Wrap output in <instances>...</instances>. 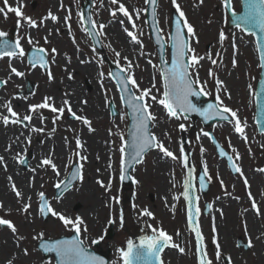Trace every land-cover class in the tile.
<instances>
[{"label":"rangeland","instance_id":"1","mask_svg":"<svg viewBox=\"0 0 264 264\" xmlns=\"http://www.w3.org/2000/svg\"><path fill=\"white\" fill-rule=\"evenodd\" d=\"M83 2L84 0H7L8 6L22 5L23 15L35 20L36 27H30L26 21L16 17L15 13H7V16L0 13V32L6 33L14 41L19 39L21 47L25 50L23 57L17 55L0 58V81H7L0 87V117L9 116L10 120L13 119L7 111L8 104L19 117L32 116L31 121L21 120L18 124L10 122L5 125L0 119V146L3 147L0 153L4 152L5 146L8 150L15 147V143L18 145V148H15L20 152L25 150L23 155L15 159V156H11V166L16 170L15 179L18 181H9L6 191L16 195L12 190L14 184L22 195L16 197L12 203L8 200L6 205V200L0 199V204L8 209L5 212L0 208V218L11 221L16 228V232H12L7 226H0V264H53L54 258H45L36 248V242L43 237L56 238L74 232L70 227L65 228L58 217L50 215L45 221L41 218L38 211L40 193L48 197L53 210L66 217L75 219L79 216L84 220L87 232L82 231L80 237L86 246L92 247V241L103 236L98 244L103 250H111L109 264H123L118 249H125L133 233L138 236L146 230L148 235H152V229L148 225L162 228L172 236L173 243L184 248L182 253L178 248L169 249L164 254H170L171 260H167L165 255L164 264H197L194 234L186 223L185 204L181 196L185 178L182 161L183 152L186 150L184 141L187 131L195 172L201 168L203 161V168L207 169L209 182L212 184L208 196L204 197L198 193L201 214L199 225L212 264H264V247L260 243L264 244V171H260L264 169V137L258 133L253 116V94L260 73L254 37L240 28L233 30L228 25L223 0H177L180 10L185 14L183 18L179 16L172 0H158L157 25L164 41L168 42L173 12L181 18L182 24L186 19L192 25L194 36L188 34L186 28L184 34L195 54L203 57L198 65L190 68L192 79L198 77L200 81L195 87L206 95L205 100L213 99L217 102L219 96L224 106L237 113L244 129L241 135L235 131V120L230 113H227L231 117L230 121L204 126L200 120L190 119L184 114L180 119L170 118L163 105L157 102L162 97L163 83L157 50L145 21L146 0H118L117 4H113L111 0H92L91 16L100 36L101 52L92 45L86 28L80 22ZM119 4H123L128 10L131 21L118 11ZM3 6V0H0V7ZM114 11L115 16L112 15ZM49 12L57 17L55 21L49 17ZM66 17L68 19H65ZM100 25H104L103 29H100ZM112 27L116 29L124 45H120V40L117 41ZM11 29L16 32L14 36L8 32ZM125 29L133 32L140 43L133 41ZM221 32L225 36L223 41L220 40ZM231 33L235 34L234 41ZM29 37L31 44L28 42ZM250 44L253 47H250ZM29 47L46 50L48 72L30 67L26 63V51ZM52 49H55V52ZM117 52L120 57L116 56ZM165 53L168 58V47ZM188 55L190 57L191 53ZM124 57H127V60ZM212 60L217 63L213 64ZM108 62L120 68H127V63L130 62L131 68L125 75L131 74L137 81L139 89L130 84L136 95L140 94V90L151 89V95L157 97V101L145 97L150 105L149 111L156 117L151 123L152 135L177 157L174 160L165 157L156 148L151 150L143 161L131 170L129 175L133 183L128 185L120 182L119 165L122 137L124 144L128 118L126 109L120 102L118 88L110 79ZM9 65L24 75H15ZM85 68H89L90 72H82ZM129 70L132 72L129 73ZM228 77L233 81L232 95L224 85ZM217 80L222 84L218 86ZM27 81L35 84L32 92L27 93L25 90ZM46 95L53 99L48 100L53 107H65L64 114L55 122L54 117L60 114L52 112L50 108L30 111V106L42 104L48 97ZM65 100L77 116L85 117L88 121V113L99 115L95 116L92 122L89 121L90 127L81 120H71L68 118L70 115L67 106L64 105ZM85 107L88 112L83 110ZM180 124L185 125L184 129H180ZM8 128L13 132L19 131V139L15 136L13 140L12 133L6 131ZM208 130L232 156L240 172L232 174L226 162L218 158L214 146L204 135ZM84 131L92 135L96 144H105L101 149L105 162L110 163L107 166L109 173L102 176L94 174L102 160L101 153L95 154L91 150V155L88 153L85 154L88 157L83 156L86 159L78 160L80 156L77 153H80V147L83 145L80 141L81 146L77 147V134H83ZM56 146H61L62 149L60 165H56L59 175L49 165L33 167L30 161L36 148L38 156L42 155L41 149L45 153L42 155V161L52 155L56 158ZM21 158L26 159L25 166L20 162ZM157 160L166 164V178L164 173L155 168ZM74 163L82 166L83 178H78L69 190L56 196V185L65 180L64 177ZM7 165L8 162H0V172L3 171L5 175L11 171ZM29 172L36 175L35 178L30 177V181L25 180L30 175ZM110 179L111 187L106 191L98 181H103L107 186ZM170 182L172 185L168 184ZM24 184H27V187ZM252 185H255L254 188ZM33 186L34 189L30 190ZM157 186L164 187V191L158 192ZM171 193L175 196H168ZM2 194L1 192L0 195ZM166 197L171 201L169 206L165 205ZM29 198H32L30 203L27 202ZM20 200L30 205L27 212L23 211L24 204H21ZM253 203L256 208L252 207ZM205 204L211 207L208 213L203 214ZM229 206L234 208L231 219L222 217ZM144 209L150 211L153 216L140 215ZM24 218L28 219L27 227L23 226ZM110 220L112 223H109ZM225 222L228 223L230 241L225 246V251L220 250L221 258L217 259V244H221L220 238L223 236L218 229L225 225ZM111 225L114 236L105 238L107 228ZM223 228L224 226L221 229ZM252 228L255 236L250 233ZM239 238L246 242L247 250L237 244ZM6 243L15 246L21 254L11 257V252L2 248ZM7 255H11L9 260Z\"/></svg>","mask_w":264,"mask_h":264},{"label":"snow or ice","instance_id":"2","mask_svg":"<svg viewBox=\"0 0 264 264\" xmlns=\"http://www.w3.org/2000/svg\"><path fill=\"white\" fill-rule=\"evenodd\" d=\"M113 4H117L118 0H111ZM146 3H151L153 5V9H155V3L156 0H146ZM3 7H0V13L5 14L7 16V13H15L16 17L21 18L22 20L26 21L27 24L30 27H36L37 22L30 17L24 16L23 12L21 10V7H11L7 5V0H3ZM172 4L175 6L176 11L179 13V16L181 18L184 17V13L180 10V6L177 3V0H172ZM228 0H225V6L227 7ZM6 9V11H5ZM118 11L120 13H123L124 16L128 17L129 21L132 20L131 15L129 14L128 10L125 8L123 4H119ZM49 17L55 21L57 17L55 15H52L51 12H49ZM113 16L116 15V12L114 11L112 13ZM153 15H155V11L153 12ZM65 19H68L67 17ZM239 20H242L245 24H251L255 27H259V29L264 32V0H250L248 11L241 17H239ZM19 22V21H18ZM239 26V24H237ZM100 29H103L104 25L99 26ZM133 27L135 25L133 24ZM93 28H96L95 23L93 22ZM183 28L187 29L188 34H192L194 36L193 27L191 24L187 22L186 19L183 20ZM128 36L131 37V39L137 43H140L137 36L131 32L128 31V29H125ZM92 34V33H90ZM6 36V33L0 32V58H3L5 56L7 57H15L20 56L23 57L25 55V50L21 47L20 40L17 39L14 44H10L7 40L2 39ZM46 39V38H45ZM225 39L224 33H220V40L223 41ZM172 41V61L171 66L167 67L164 71L161 73L162 81H163V93L162 97L157 101V97L151 95V89H143L140 90V94L136 95L135 92L129 91L127 85L131 84L133 88L139 89V86L137 84V81L134 79V77L129 74L127 76H121L120 73H125L128 71L129 68H131V63L128 64L127 68H121L120 73H117V79L119 82L124 85V91L128 92V98H127V105L129 108L132 109L133 112V132L132 135V143H131V153H130V162L140 163L142 162L143 155L145 151L148 148H156L158 149L165 157H170L172 159H177V157L168 150L164 146V144L157 139L155 135H152L148 132V124L150 121H154L156 117L149 111L150 105L146 102L145 97H150L152 101H157L160 105H163V107L167 110V114L170 118H176L180 119L181 115L188 111H199L202 116L205 117V119L210 118L212 115L219 116L223 119H227L226 113H230L231 117L235 120V131L237 133H240L243 135L244 129L241 126V122L239 118L237 117V113L226 106L223 105V102L220 100V97L217 96V104H209L206 109L200 110L195 107L189 100L190 95H199V91H194L193 85L199 84L200 81L198 77L193 80L191 77V73L189 71L190 68H194L196 65L199 64L200 60L203 59V57H200L195 54V50L192 49L189 44L188 40L185 37V34L182 31L181 27V20L176 21V32L175 35L171 37ZM29 44L32 43L31 38L28 39ZM45 49L38 48L35 50L34 56L32 60L30 61L31 66L34 68L38 64L41 67H44L46 62L44 60V57L42 53H45ZM53 52H55V49H52ZM189 53H191V56L189 57ZM117 57H120V53H116ZM260 57L261 60L264 61V49H260ZM187 58V59H186ZM125 60H127V57H124ZM166 63V62H164ZM213 64H216V60H212ZM233 64L235 65V61H233ZM264 66V64H262ZM11 72L14 73L17 76H23L24 73L19 72L16 68L11 67ZM211 75V70L209 72ZM49 79L52 78L51 72L48 73ZM109 75H112V73H109ZM0 83H7V81H0ZM222 82L217 80V85H221ZM155 87V85H153ZM50 97H46L45 101L42 104L39 105H32L30 106V111L35 112L37 109L40 108H50L52 112L59 113L60 115H57L54 117L55 120L60 119V116H62L65 112V107L56 108L53 107L51 104L48 103V100H50ZM64 105L67 106V111L69 114L72 115L74 119L81 120L84 124L89 125L90 122L82 116H77L75 112L72 111L71 107L68 106V101H64ZM8 113H10L11 117L13 119L10 120L9 116H3L0 117L2 119L3 123L7 125L8 123L18 124L21 123V120H27L31 121L32 116L31 115H24L22 118L19 117V115L13 111L10 104L6 105ZM180 129H184L185 125L180 124ZM91 130V129H90ZM35 131H43V129H35ZM205 136L208 135V133H204ZM77 147L81 146L80 140L77 139L76 141ZM121 179H125V159L124 154L126 151V148L123 144V137H122V144H121ZM79 155V153H77ZM221 155H224L223 152H221ZM239 158V157H237ZM81 160L86 159V157H80ZM231 159V157H229ZM0 162H3V157H0ZM21 163H23V159L20 160ZM184 166L187 167V157H183ZM49 165L52 167L53 171L56 172L57 175H59V172L56 168V165L53 163L51 158H46L41 161L40 166ZM81 167L82 166H76L75 170L72 172V178L75 179L79 177L82 179L81 175ZM35 171V169H33ZM234 171L240 172V168L234 166ZM260 171H264V169H261ZM205 176H207V169H205V172L203 175L199 177L200 179V187H205ZM191 177H192V170L189 169L188 171V178L185 181V192L183 193L184 198L186 200L191 201L192 197L188 194V188L191 184ZM9 179H11L9 177ZM70 183V181H68ZM61 183H58L56 185L57 188L61 187ZM98 183L101 185V187H104L107 191L111 187V179L109 180L108 185H104L103 181H98ZM245 184H247V181L245 180ZM12 190L15 192L17 197H20L22 194L17 191L16 186L13 184ZM40 212L44 215H48L49 213L54 216L58 217L60 221L63 222V226L65 228H72L76 235L73 236L71 239H65V240H57L52 243H45L42 244L41 247L44 252H52L55 253L56 257L59 258L60 264H104L103 260H101L98 257L93 256L85 247L84 241L80 238L81 232H87V227L85 225L84 220L77 216L75 219L66 217L62 215L61 213L53 210V208L47 203L45 200L44 194L40 193ZM207 207H211V205H208ZM253 208H256L255 203L252 205ZM30 208L29 204H24L23 211L27 212ZM197 214H199V209H196ZM140 215L142 216H149L152 217L153 214L148 211L147 209H144L141 211ZM109 223H112L110 220ZM0 225H6L9 229L12 230V232H16V228L12 224L11 221L0 218ZM189 225L193 232H195L196 239H197V254H198V264H212V261L208 259L207 253L203 251L202 248V233L197 227H192V212L189 211ZM152 229V235H145L140 238L139 244L133 243L132 240L127 241V248L126 249H118V251L121 254V257L123 259V264H153V261H160V253L164 250L166 246H171L173 248H178L179 251L182 253L184 252V248L180 247L178 244L172 243V236H170L168 233H166L162 228H154L151 225H148ZM103 236L99 238V240H102ZM99 240H93L92 243H98ZM215 242V240H214ZM250 246V241H249ZM27 254V253H25ZM217 259L221 258L220 253V246L217 244V250L215 253ZM160 264H162V261H160Z\"/></svg>","mask_w":264,"mask_h":264},{"label":"water","instance_id":"3","mask_svg":"<svg viewBox=\"0 0 264 264\" xmlns=\"http://www.w3.org/2000/svg\"><path fill=\"white\" fill-rule=\"evenodd\" d=\"M231 2H232V9H233V11H236V10L239 11L238 9H240V0H231ZM156 3H157V0H156ZM156 3H155V9H156ZM249 3H250V0H242V6H243L242 9H241L242 11L240 13H237V12L236 13H232L230 11V0H228V5H227L226 8H227V11L229 12V15H230V20L229 21H230V24L231 25L240 24L244 28L245 31H247V32H253L255 34L256 41H257L258 45H262V44H264V41H263L264 40L263 39V32L259 29V27H255V26H253L251 24H245L242 20H239V17L243 16L248 11ZM88 5L89 4H87V6ZM87 6H85V7L88 8ZM155 9H153V5L151 3H148V7H147V10H146V14L145 15H146V20H147V23L149 25L151 34H152L151 36H153L154 42H155V44H156V46L158 48V51H159V56L158 57H160L161 70L164 71L167 67H170L171 66L172 53H173V49H172V46H171L172 41H170V44H169L170 45V55H169L170 56V60H169V63H164V62H166L165 61V58H164V49H165V46L164 45L165 44H164V41L162 40V38L160 37L159 32H158V26L156 25L157 24L156 23V15H153V12L155 11ZM87 17L88 16L86 14L83 17V19H84V22L87 25H89L90 22H88V18ZM178 19L179 18L175 14H173V25H172V32L170 34V38L175 35V32H176V21ZM236 28H240V27H235V26L232 27L233 30L236 29ZM182 31H183V28H182ZM249 36H253V35L252 34H249ZM2 39H5V40L8 41V39L6 37H3ZM8 42L10 44H14L13 42H10V41H8ZM34 53H35V50H30L29 51V61L32 60V58L34 56ZM43 57H44V60L46 61L45 56H43ZM261 62H262V64H264V61H261ZM45 66H46V64H45ZM110 70L112 72V77L114 78V80H116V82L118 83V85L120 87V91L122 92V95H123L122 100H123V103L128 108L127 111H129V117H130L129 130L127 132L128 133V140L126 142V154H125L126 157H124V159H125V164H124L125 172H124V175L127 178L128 177L127 174L129 172V169L132 168L134 166V164H135V162H130V153H131V147L130 146H131V143H132V135H131V133L133 132V112H132V109L129 108L128 105H127V103H126L129 93L123 90L124 89V85H122L119 82V80L117 79V73H120V69H118L116 67H112ZM120 74H121V76H123L122 73H120ZM257 84H258V88H257V91H256V98H255V102H256V104H255L256 105V115L255 116H256V122H257V125L256 126H258V128H259V132L263 133V135H264V66H263V71L261 72V80ZM0 85H1V83H0ZM127 87H128V85H127ZM129 91H131V90H129ZM194 91H197V90L194 88ZM189 97H193L192 100L189 98V100L191 101V103L193 105H195L194 104L195 101H199L200 99L203 98L201 94H199V95H190ZM195 107L197 109L203 110V109H206V104L203 105V106H199V105L196 106L195 105ZM185 113L188 116H193V117H195L196 115L200 116V118H202L203 121L206 122V124L210 123L214 119H220V117H210L208 119H205V117L202 116L199 111H188V112H185ZM188 135H189V133L187 131L186 137H185V141H184V147L186 149L185 150L186 151V156H188V159H190V162L193 163V161H192L193 160V151H192V148L190 147V143H189V141L187 139V136ZM148 149H150V148H148ZM148 149L146 151H148ZM190 162H187V167H186L187 168V178H188V171H189V169H191L193 171L192 167L195 168L194 163L192 164V167H191ZM201 164H202L201 170L203 172H205L204 171L205 169L203 168V161H201ZM201 175H203L202 172L199 173V177ZM206 180H207V182L210 181L208 174L206 176ZM68 181H70V183ZM199 181H200V179H199ZM73 182H74V179L72 177H69V179L64 183L63 188L64 187L65 188H68ZM209 183H210L209 190H208V192L206 194H203L204 197L208 196L210 194V192H211L212 184H211V182H209ZM207 187H208V184L205 182V187L204 188H201L202 189V193L207 190ZM195 192H196V190H195V186H194V177H193V172H192L191 184H190V187L188 188V194H189L190 197H192V199H191V201L185 199V201H186L185 204L187 206V210H186L187 211V214L186 215H187V221H188V225H189V211H191L192 212V227H197L198 226V228H199V225H198V215L199 214H197L196 209H197V204H198V206L200 208V202H199L200 197L198 196V203H197V201H196V193ZM200 223H201V214H200ZM189 227H190V225H189ZM200 231L202 233L201 227H200ZM191 232H192V230H191ZM194 234H195V232H194ZM145 235H148V233H147L146 230L144 231V236ZM194 236H195V239H196V235H194ZM72 237L73 236H71L70 238H67V239H71ZM202 237H203V240L205 242V237H204L203 233H202ZM140 238H141L140 235L135 236L134 233H133L131 240L132 239L139 240ZM65 239H66L65 237H62V238L57 239V240H65ZM57 240H46V241L45 240H41L40 242H38L39 243L38 244V248L40 250H42V252H43L42 254H44L46 257L48 255H50V254H54L55 259H56V261H55L56 263L55 264H60V260H59L58 257H56L55 253H52V252H44L43 249H42V247H41L42 244L52 243V242H55ZM133 243L139 244V241H134ZM172 243H173V241H172ZM202 245H203V241H202ZM195 246L197 248V239H196V245ZM166 247H168V246H166ZM166 247L164 248V250L166 249ZM202 248H203V251H204V246H202ZM169 249H173V247H171V246L168 247V249L164 253L168 252ZM89 252L93 256L98 257L101 260H103L104 264L107 263L106 258H104V257L102 258L101 256L99 257V255L96 254V252H93V251H89ZM206 253H207V250H206ZM207 256H208V253H207ZM196 257H197V262H198V254H197ZM208 259H210L209 256H208ZM160 261H161V259H160ZM160 261L154 260L153 261V264H160ZM162 262H163V254H162Z\"/></svg>","mask_w":264,"mask_h":264},{"label":"bare ground","instance_id":"4","mask_svg":"<svg viewBox=\"0 0 264 264\" xmlns=\"http://www.w3.org/2000/svg\"><path fill=\"white\" fill-rule=\"evenodd\" d=\"M112 31H113V33H114V35L116 36V38H118L117 39V41H121V44L120 45H124L123 44V40H121L120 39V37H119V34L117 33V31H116V29L115 28H113L112 27V29H111ZM231 38H232V40L234 41L235 40V34H233V33H231ZM113 41V40H112ZM250 47H253V45L252 44H250ZM131 51V50H130ZM130 51L128 52V54H129V56H130ZM131 57V59H132V56H130ZM8 61H9V59H7ZM11 61V60H10ZM9 61V62H10ZM132 62V61H131ZM130 62H128L127 64H129ZM88 70H89V72H90V69L89 68H85L84 70H82V72H84V73H86V72H88ZM132 72V70H129V73H131ZM91 76V75H90ZM229 76V75H228ZM231 84H233V81H232V79L230 78V77H228V78H226V80H225V88H227L228 90H229V93H230V95H232V92L234 93V91L231 89L232 88V85ZM46 96H48V97H50L51 98V96L50 95H46ZM57 98V97H56ZM51 100H53L52 98H51ZM85 112H88V108H84L83 109ZM98 113L96 114V113H94V112H91V113H88V119L90 120V121H93L94 120V118H95V116L96 117H98ZM212 117H214V116H212ZM0 131L2 132V130H1V128H0ZM7 132H10V133H12L11 135H13L11 138H13V140L15 139V136H17V138L19 139V134H20V132L19 131H16V130H14V132L11 130V129H7L6 130ZM16 133V134H15ZM15 134V135H14ZM79 136V137H78ZM92 135H90V133H86L85 131L83 132V134H77V137L80 139V141H81V143H82V147H81V153H82V157L83 156H86V157H88L87 155H85V154H88V153H90V155H91V150H93L94 151V153L96 154L97 152L98 153H101L102 155H103V152H102V149H101V147H104L105 146V144L103 143V144H96V141L95 140H93V138L91 137ZM8 146V145H7ZM15 147H17L18 148V145H16V143H15ZM15 147H11V148H9V150L7 149V147L5 146V150H4V152H2V153H0V155L3 157V162H5L6 164H7V162H8V164L9 165H7V166H9L10 167V172H9V174L8 175H5V173L2 171V172H0V193L2 192L3 194L2 195H0V199L2 198V199H4V201L6 200V202H5V205L8 203V200H11V202L10 203H12V202H14L17 198V196L16 195H14L13 193H8V192H6L7 191V183L9 182V181H12L13 183H14V181L16 180V181H18V179L16 178L15 179V172H16V170H14L15 168H13L14 166H11V164L13 163V159L11 158V156H15L14 157V159L16 158V157H19L22 153L24 154L25 153V150H23V151H19L17 148H15ZM57 147V150L55 151V154H56V158H55V156H51L50 158L52 159V160H55V162H54V164L55 165H57V166H59L60 164V155L62 154V149H61V146H56ZM2 146H0V151H2ZM12 148H14L13 150H12ZM11 150H12V152H11ZM22 154V155H23ZM41 154L42 155H44L45 153H44V151L41 149ZM42 155L41 156H38L37 155V148L35 149V154H34V156H33V152H32V157H31V163H32V165H33V167H37V166H40L39 164H40V161H41V158H42ZM183 156L184 157H186V151L185 152H183ZM101 161H100V163H99V168L97 169V171H95L94 172V174L95 175H98V176H102V175H105L106 173H109L108 172V165L110 164V163H108V162H105V160H104V155H103V157L101 156ZM155 162V161H154ZM155 168H157V169H159L162 173H164V178H166V176H167V168H166V164L164 163V161H161V160H157V162H155ZM30 173V172H29ZM34 174H31L30 173V175H28L27 176V179H25V180H28V181H30L31 180V178L33 177V178H35L36 177V175H34ZM9 177L11 178V179H9ZM31 177V178H30ZM101 180H103V178H101ZM15 181V182H16ZM166 181V180H165ZM22 182H24V180L22 179ZM168 184H171V182L170 183H168ZM172 185V184H171ZM24 186L25 187H27V184H24ZM253 186V185H252ZM255 186V185H254ZM254 186L252 187V188H254ZM23 186L21 185V188H22ZM164 187H165V185H164ZM163 187V188H164ZM163 188H161L160 186L158 187L157 186V191L158 192H162V191H164V189ZM30 190H33L34 189V186H33V188L32 187H30L29 188ZM166 189H167V192H169L168 191V188H167V186H166ZM172 189V192H174V190H173V188H171ZM24 189H22V191H23ZM175 193V192H174ZM174 193H171V194H168V196H170V197H174L175 196V194ZM11 195V196H10ZM164 195H166V194H164ZM3 196V197H2ZM184 196V195H183ZM32 201V198H29V201H27L28 203H30ZM21 204H24L23 203V201H19ZM171 203V201L170 200H168L167 199V197L165 198V205H167V206H169V204ZM11 206V205H10ZM0 208H1V211H7L8 209H6V208H4V205H2V203L0 204ZM227 210H225V213H223V216L222 217H227V218H229V219H231V216H232V213L231 212H233L234 210V208H232V207H230L229 206V209L228 208H226ZM230 212V213H229ZM217 216V215H216ZM29 219H30V217H29ZM217 220H218V218H217ZM28 219H25L24 218V223H23V226L24 227H27V225H28ZM30 221V220H29ZM225 225H223L224 226V228L223 229H221L220 227H219V229H218V231H219V233L221 234V235H223V236H221V238H220V241H221V244L219 243V246H220V250L221 251H225V249H226V247L225 246H227V243L230 241V239L228 238V223H224ZM251 231L252 232H250V233H252L253 234V236H255L254 234V228H252L251 229ZM141 237L142 236H144V233H140L139 234ZM261 243V246L262 247H264V244L262 243V242H260ZM4 250L6 249V250H8V251H6V252H11V255H7L8 256V260H9V258H10V256L11 257H18L19 256V254H21L19 251H18V249H16V247L15 246H12V245H10L9 243H6V244H4L3 245V247H2ZM227 251H229V250H227ZM31 253H33L32 251H31ZM165 255H166V257H165ZM166 258L167 260H171V255L169 254V255H167V254H164V256H163V258Z\"/></svg>","mask_w":264,"mask_h":264},{"label":"flooded vegetation","instance_id":"5","mask_svg":"<svg viewBox=\"0 0 264 264\" xmlns=\"http://www.w3.org/2000/svg\"><path fill=\"white\" fill-rule=\"evenodd\" d=\"M38 211H39V210H38ZM40 215H41V213H40ZM50 215H51V214L49 213V214L47 215V217L50 216ZM47 217H46V218H47ZM41 218H42V216H41ZM42 219H43V218H42ZM43 220H44V219H43ZM113 236H114V234H113ZM113 236H112V237H113ZM99 251H105L106 253H108V254L110 255V251H111V250H110V249H109V250H103V249L101 248V246H99Z\"/></svg>","mask_w":264,"mask_h":264}]
</instances>
